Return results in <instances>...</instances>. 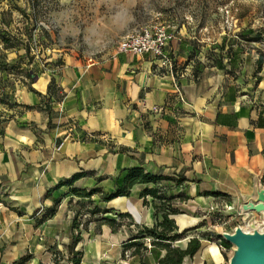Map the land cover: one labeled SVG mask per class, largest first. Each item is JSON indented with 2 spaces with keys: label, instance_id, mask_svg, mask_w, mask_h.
Listing matches in <instances>:
<instances>
[{
  "label": "crops",
  "instance_id": "crops-1",
  "mask_svg": "<svg viewBox=\"0 0 264 264\" xmlns=\"http://www.w3.org/2000/svg\"><path fill=\"white\" fill-rule=\"evenodd\" d=\"M202 44L174 36L173 70L152 54L40 52L0 102V264H58L41 213L73 189L114 194L132 169L158 178L129 190L136 204L157 185L231 207L264 187V50L247 49L262 41Z\"/></svg>",
  "mask_w": 264,
  "mask_h": 264
},
{
  "label": "rangeland",
  "instance_id": "rangeland-1",
  "mask_svg": "<svg viewBox=\"0 0 264 264\" xmlns=\"http://www.w3.org/2000/svg\"><path fill=\"white\" fill-rule=\"evenodd\" d=\"M149 27H164L190 42L202 40V45L217 41L229 46L232 40L260 36L259 49L247 46L256 55L264 50V0H0V101H8L7 92L24 83L27 67H35L40 52L73 51L96 60L118 51L123 37ZM154 188L158 198L147 196L137 204L132 195L104 202L99 190L90 198L67 196L46 208L41 213L45 219L36 225L50 237L54 234L62 250L58 264L69 263L68 246L76 237L72 253L81 254L72 257L81 263L84 251L91 264H159L150 253L155 239L146 234L132 238L144 228L158 229L166 214L176 228L172 234L186 241L168 242L165 249L159 246L161 260L167 254L176 258V251H184L195 239L198 250L183 261L228 264L231 249L218 236L246 225L242 216L231 214V201L216 197L212 203H197L182 200V191L175 193L168 186ZM148 212L151 225L144 223ZM179 215L183 217L172 218ZM103 218L113 223L104 224Z\"/></svg>",
  "mask_w": 264,
  "mask_h": 264
},
{
  "label": "trees",
  "instance_id": "trees-1",
  "mask_svg": "<svg viewBox=\"0 0 264 264\" xmlns=\"http://www.w3.org/2000/svg\"><path fill=\"white\" fill-rule=\"evenodd\" d=\"M264 36V32H263ZM242 39H246V37H243ZM247 41H259L260 36H256L252 39H246ZM3 102V101H0ZM158 180V178L145 175L140 169H132L128 172L127 177L125 178L124 185L120 189V191L114 193V194H104L101 193V198L104 202H110L111 200L117 198V197H127L129 195V190L136 184L139 183H154ZM71 193L74 196H77L79 198H90L92 195L97 193V190H91L89 192L85 190H77L73 189ZM149 195L152 198H158L157 196V190L156 189H147L143 192V196ZM174 220L178 219L177 216L172 217ZM102 221L104 224L111 225L113 223V220H107L106 218H103ZM157 228L159 229H149L144 228L143 232H140L136 236H133L132 241L141 238L142 235L146 234L148 236H151L153 239H155V242H153L154 248L150 251L151 255L153 256L154 260H156L159 264H181L183 259L185 257H191L199 248V243L197 240H192L188 243L187 248L184 251H176V258L171 257L170 254H167L165 259H160V248L159 246H163V248H167L168 242L176 241L178 240L179 236L176 234H172L175 231V227L173 225V221L168 219V216L165 214L163 216L162 222L157 224ZM220 239V238H219ZM72 244L68 246L69 250V262L72 264H80L81 260L80 258L72 257L73 255H80L81 253L76 252L75 254L72 253L73 246L77 244L79 241V238H73ZM221 240V239H220ZM136 242H132V245L134 246ZM221 244L224 247H230L227 243H225L223 240H221Z\"/></svg>",
  "mask_w": 264,
  "mask_h": 264
},
{
  "label": "water",
  "instance_id": "water-1",
  "mask_svg": "<svg viewBox=\"0 0 264 264\" xmlns=\"http://www.w3.org/2000/svg\"><path fill=\"white\" fill-rule=\"evenodd\" d=\"M232 197L231 214L242 216L246 225L218 236L230 246L228 264H264V187L258 184L254 195L246 200ZM181 264L190 262L184 260Z\"/></svg>",
  "mask_w": 264,
  "mask_h": 264
},
{
  "label": "built area",
  "instance_id": "built-area-1",
  "mask_svg": "<svg viewBox=\"0 0 264 264\" xmlns=\"http://www.w3.org/2000/svg\"><path fill=\"white\" fill-rule=\"evenodd\" d=\"M174 36L164 27H149L138 33L123 37L118 43V52L132 56L152 54L159 58L161 67L174 68L173 60L165 55V51Z\"/></svg>",
  "mask_w": 264,
  "mask_h": 264
},
{
  "label": "bare ground",
  "instance_id": "bare-ground-1",
  "mask_svg": "<svg viewBox=\"0 0 264 264\" xmlns=\"http://www.w3.org/2000/svg\"><path fill=\"white\" fill-rule=\"evenodd\" d=\"M185 241H186V239L185 240H178L177 243L185 242Z\"/></svg>",
  "mask_w": 264,
  "mask_h": 264
}]
</instances>
